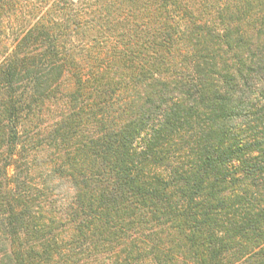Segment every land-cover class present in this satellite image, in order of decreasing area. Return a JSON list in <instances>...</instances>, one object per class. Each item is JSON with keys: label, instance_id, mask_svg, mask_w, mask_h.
<instances>
[{"label": "trees", "instance_id": "obj_1", "mask_svg": "<svg viewBox=\"0 0 264 264\" xmlns=\"http://www.w3.org/2000/svg\"><path fill=\"white\" fill-rule=\"evenodd\" d=\"M0 264H264V0H0Z\"/></svg>", "mask_w": 264, "mask_h": 264}, {"label": "rangeland", "instance_id": "obj_2", "mask_svg": "<svg viewBox=\"0 0 264 264\" xmlns=\"http://www.w3.org/2000/svg\"><path fill=\"white\" fill-rule=\"evenodd\" d=\"M9 173H11V168H9Z\"/></svg>", "mask_w": 264, "mask_h": 264}]
</instances>
